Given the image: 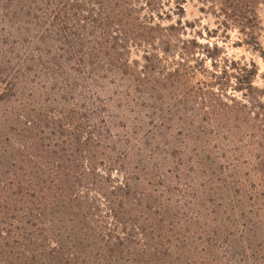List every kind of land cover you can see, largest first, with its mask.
<instances>
[{
  "label": "trees",
  "instance_id": "16d2710c",
  "mask_svg": "<svg viewBox=\"0 0 264 264\" xmlns=\"http://www.w3.org/2000/svg\"><path fill=\"white\" fill-rule=\"evenodd\" d=\"M181 1L0 0V31L16 33L19 63L17 76L0 73V121L20 144L10 161L0 157V264H264V89L253 63L185 37ZM197 1L258 46L264 0ZM43 33L58 38L45 43ZM13 94L23 103L10 108ZM34 94L43 104L21 115L40 102ZM143 113L154 128L149 157L161 125L186 129L179 144L190 150L187 170L206 178L197 198L206 213L189 202L179 219L170 201L142 192L144 167L132 158L143 150L127 145L136 134L124 121L140 124ZM204 214L194 232L181 228Z\"/></svg>",
  "mask_w": 264,
  "mask_h": 264
},
{
  "label": "rangeland",
  "instance_id": "374dc122",
  "mask_svg": "<svg viewBox=\"0 0 264 264\" xmlns=\"http://www.w3.org/2000/svg\"><path fill=\"white\" fill-rule=\"evenodd\" d=\"M182 5L184 9L182 21L188 23L185 24L187 27L185 37H194L199 43L207 44L211 47L216 45L219 49L218 54H220L221 56H227L245 64L253 63L257 68V74L253 80V84L259 89H264V54H262L264 53V6H259L256 9L259 19V26L255 33L258 42V46H256L254 44L245 43L244 34L239 33L235 28L223 27L219 23L222 18L217 17L218 15L216 16L211 12L210 9H207L206 7H204L205 9L202 10L201 7H203V5L199 1L183 0ZM173 18L176 19L177 16H173ZM188 25H191L192 27H189ZM1 32L2 31H0V73L9 71L8 75L17 76L16 73L12 74V69L14 67H17L19 64L18 62L15 63L14 60H12L17 46L16 33ZM40 34L41 33H35L34 36L37 37ZM43 36H46L44 40L45 43H48V38H58L55 33H43ZM56 43L57 42L52 41L49 44L48 48L50 49V51L57 52L55 47L59 44ZM43 47L44 46H42V48ZM44 48H47V46H45ZM137 54H140V52ZM130 58L137 59L138 56L132 53ZM205 64L209 66V62H206ZM22 70L24 71V69ZM1 87H3V85H0V89ZM213 90H215V88ZM179 95H181V93ZM163 96L165 97V99L169 97H167V92L165 91L163 93ZM235 97L239 98L240 93L236 92ZM6 98V100L12 102L8 105V107L10 108L11 106H14L15 102L17 101L19 102V104L23 103V98L20 95L16 98L14 94L8 95L6 96ZM38 98L40 99V102H26L23 108L24 110L20 111V114L24 115L25 113H28L30 115H34L36 107L43 104L41 103V101H43L42 98L45 97H41L37 94L32 95V99L38 100ZM29 99L30 98H28V100ZM13 100H15V102ZM115 104L117 103H112L111 106L115 107ZM2 108H6V106L0 98V120L1 118H3ZM95 108H97V111L96 109L94 110L99 113L98 105H96ZM103 115L105 116L106 114L104 113ZM122 115L124 116L125 114ZM147 119V115L143 113L140 124L134 123L135 119L132 115H128V120L124 121V123L127 124L131 129L128 134L135 133V140L138 139L139 141H141V144L137 145L134 144L135 140L131 139L128 141L127 145H129V147L131 148L144 151L137 152L138 156H133L132 158L133 163L144 167L142 174L140 173L141 189L143 190L142 192L149 194L154 202H160L164 205H167V200L170 201V204H168V206L166 207H169L171 214L177 216V218L179 219H184V217L189 214L185 210V206L189 202L194 203V208L197 209V211H201L202 209L200 210V205L202 206L205 203H202L197 198L201 197V195L199 194H201L206 178H204L203 175L199 172L195 173V169L193 170V172L187 170L190 168V150L186 149L184 153V148L179 144L182 140L181 136H183L187 132L186 129L182 131V135H177L175 131L177 122L175 119L171 120L173 125L170 127V129L167 125H161L158 130L154 132L159 143L158 145H153L152 149L153 151H156H154L153 156L149 157L145 148L147 145V140L145 139V137L147 135L151 138L154 128H150V124L148 125L146 123ZM121 123L123 122H116V126L112 128V133H110L111 135H113V139L117 140L118 142H120L121 139L124 138V136L127 134L125 129L118 126ZM14 127V124H10V121H3L0 123V130L2 128L6 132H0L3 134L6 133L5 135H8L9 139L11 140V134L14 132ZM105 135L107 134L105 133ZM10 140L8 142L5 140L4 136L0 135V157H6L7 161H10V159H12L13 157L12 155L16 154L18 147L20 148V144L17 143L18 140H11V142ZM190 145L192 144H189V146ZM183 153L184 155L182 156ZM139 154H142L141 158L139 157ZM181 156V162L183 163H180L181 165H179L180 167H178L176 165V162H180L178 158ZM222 164L224 163L222 162L221 165ZM185 172H187V174ZM111 173L113 177L115 176L114 178L117 177L121 179L120 171L118 176L114 171H111ZM184 181H188L190 185L192 184L194 189H196V193H194L193 190H188L184 193L181 192L185 189V186L183 184ZM168 187L172 190V192L169 194L163 193V191H165V189ZM156 191L158 192L157 194H155ZM187 193L189 194V196H194V198L189 199ZM149 205L152 207L153 205H156V203L149 202ZM202 212L206 213L205 210H202ZM188 216H190V214ZM204 216L205 214L202 215L199 219L196 218L197 220L189 217L188 219L190 221H188V223L186 221L185 226H183L182 224L180 226L181 228H185L188 232H194L196 230V226L199 225V223H204ZM206 220L208 221L207 224H210V219ZM192 235L195 236V234Z\"/></svg>",
  "mask_w": 264,
  "mask_h": 264
}]
</instances>
